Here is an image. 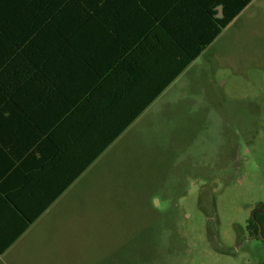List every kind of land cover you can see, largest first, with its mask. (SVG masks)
<instances>
[{
	"label": "crops",
	"instance_id": "crops-1",
	"mask_svg": "<svg viewBox=\"0 0 264 264\" xmlns=\"http://www.w3.org/2000/svg\"><path fill=\"white\" fill-rule=\"evenodd\" d=\"M110 1L105 26L79 60L17 92L16 106L1 102L0 262L33 236L47 238L60 258L83 240L97 212L130 188L114 175L116 164L134 167V147L152 135L143 165L154 136L177 140L194 120L201 59L256 0L230 23L217 0Z\"/></svg>",
	"mask_w": 264,
	"mask_h": 264
},
{
	"label": "rangeland",
	"instance_id": "rangeland-1",
	"mask_svg": "<svg viewBox=\"0 0 264 264\" xmlns=\"http://www.w3.org/2000/svg\"><path fill=\"white\" fill-rule=\"evenodd\" d=\"M201 64L194 120L177 140L154 136L143 165L152 135L134 147V167L116 164L130 188L97 212L66 257L49 254L53 246L37 235L0 264H264V247L247 230L264 203V0ZM206 78L215 83L207 88Z\"/></svg>",
	"mask_w": 264,
	"mask_h": 264
},
{
	"label": "trees",
	"instance_id": "trees-1",
	"mask_svg": "<svg viewBox=\"0 0 264 264\" xmlns=\"http://www.w3.org/2000/svg\"><path fill=\"white\" fill-rule=\"evenodd\" d=\"M217 0L230 23L253 0ZM110 0H0V97L16 106L19 91H34L62 74L88 50L86 44L105 26ZM108 6V7H107ZM247 230L264 247V203L251 215Z\"/></svg>",
	"mask_w": 264,
	"mask_h": 264
}]
</instances>
